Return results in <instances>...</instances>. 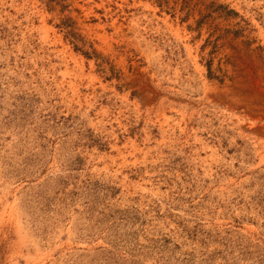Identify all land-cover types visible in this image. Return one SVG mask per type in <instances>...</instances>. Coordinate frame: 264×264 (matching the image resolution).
Returning <instances> with one entry per match:
<instances>
[{
	"label": "rangeland",
	"instance_id": "obj_1",
	"mask_svg": "<svg viewBox=\"0 0 264 264\" xmlns=\"http://www.w3.org/2000/svg\"><path fill=\"white\" fill-rule=\"evenodd\" d=\"M0 264H264V0H0Z\"/></svg>",
	"mask_w": 264,
	"mask_h": 264
},
{
	"label": "trees",
	"instance_id": "obj_2",
	"mask_svg": "<svg viewBox=\"0 0 264 264\" xmlns=\"http://www.w3.org/2000/svg\"><path fill=\"white\" fill-rule=\"evenodd\" d=\"M215 5V2H211V5L210 6H207V5H204L205 6V9L207 10H211V8ZM221 8H228V7H224V6H220ZM229 16H234V15H237V13H235L233 10L229 11Z\"/></svg>",
	"mask_w": 264,
	"mask_h": 264
}]
</instances>
